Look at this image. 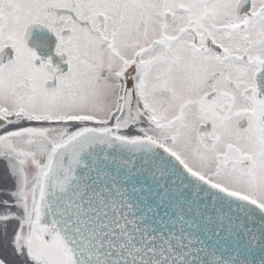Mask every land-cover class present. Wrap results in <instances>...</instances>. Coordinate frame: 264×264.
<instances>
[{
  "label": "snow or ice",
  "instance_id": "obj_1",
  "mask_svg": "<svg viewBox=\"0 0 264 264\" xmlns=\"http://www.w3.org/2000/svg\"><path fill=\"white\" fill-rule=\"evenodd\" d=\"M0 165L14 264H264V0H0Z\"/></svg>",
  "mask_w": 264,
  "mask_h": 264
},
{
  "label": "rangeland",
  "instance_id": "obj_2",
  "mask_svg": "<svg viewBox=\"0 0 264 264\" xmlns=\"http://www.w3.org/2000/svg\"><path fill=\"white\" fill-rule=\"evenodd\" d=\"M3 166L0 165V175H2ZM10 247L6 243V239L0 236V258L5 259L8 264H14V257L12 255Z\"/></svg>",
  "mask_w": 264,
  "mask_h": 264
},
{
  "label": "flooded vegetation",
  "instance_id": "obj_3",
  "mask_svg": "<svg viewBox=\"0 0 264 264\" xmlns=\"http://www.w3.org/2000/svg\"><path fill=\"white\" fill-rule=\"evenodd\" d=\"M7 186V185H6ZM3 238V237H2Z\"/></svg>",
  "mask_w": 264,
  "mask_h": 264
},
{
  "label": "trees",
  "instance_id": "obj_4",
  "mask_svg": "<svg viewBox=\"0 0 264 264\" xmlns=\"http://www.w3.org/2000/svg\"><path fill=\"white\" fill-rule=\"evenodd\" d=\"M11 253V252H10Z\"/></svg>",
  "mask_w": 264,
  "mask_h": 264
}]
</instances>
